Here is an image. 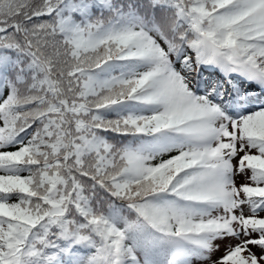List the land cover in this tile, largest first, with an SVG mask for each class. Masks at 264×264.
<instances>
[{
	"label": "snow or ice",
	"instance_id": "6c2138e0",
	"mask_svg": "<svg viewBox=\"0 0 264 264\" xmlns=\"http://www.w3.org/2000/svg\"><path fill=\"white\" fill-rule=\"evenodd\" d=\"M0 264H264V0H0Z\"/></svg>",
	"mask_w": 264,
	"mask_h": 264
}]
</instances>
